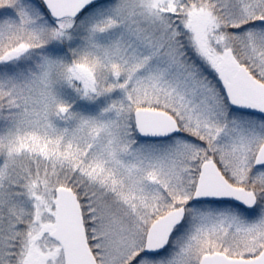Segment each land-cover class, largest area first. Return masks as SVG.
I'll list each match as a JSON object with an SVG mask.
<instances>
[{"label": "snow or ice", "instance_id": "1", "mask_svg": "<svg viewBox=\"0 0 264 264\" xmlns=\"http://www.w3.org/2000/svg\"><path fill=\"white\" fill-rule=\"evenodd\" d=\"M0 264H264V0H0Z\"/></svg>", "mask_w": 264, "mask_h": 264}]
</instances>
